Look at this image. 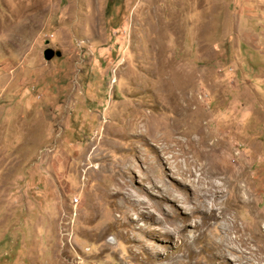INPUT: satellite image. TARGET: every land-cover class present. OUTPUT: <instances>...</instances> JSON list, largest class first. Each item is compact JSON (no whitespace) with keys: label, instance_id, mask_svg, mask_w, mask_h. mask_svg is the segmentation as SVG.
<instances>
[{"label":"rangeland","instance_id":"1","mask_svg":"<svg viewBox=\"0 0 264 264\" xmlns=\"http://www.w3.org/2000/svg\"><path fill=\"white\" fill-rule=\"evenodd\" d=\"M0 264H264V0H0Z\"/></svg>","mask_w":264,"mask_h":264},{"label":"bare ground","instance_id":"2","mask_svg":"<svg viewBox=\"0 0 264 264\" xmlns=\"http://www.w3.org/2000/svg\"><path fill=\"white\" fill-rule=\"evenodd\" d=\"M178 115V114H177ZM142 135V134H141ZM176 138V137H175ZM186 139V138H185ZM176 144H179V143H176ZM180 144H183V142L181 143L180 142ZM171 147V146H170ZM187 168H183V170L181 171L182 173H184V172H186L187 170H186ZM186 179H183L182 180V184H186V181H185ZM116 191V190H115ZM165 192H166V190H164ZM114 193V192H113ZM120 193V192H119ZM129 194V193H128ZM172 197L175 199V198H177V200L181 203V204H185V202L187 201L186 199H184V198H181V197H179L178 195H175V194H172ZM201 197V196H200ZM165 198V197H164ZM137 202V201H136ZM135 203V202H134ZM216 218V217H215ZM230 226V225H229ZM231 226L232 227H237L238 225L237 224H231ZM226 227H228V226H226ZM226 240H227V242H229V241H234V239L233 238H226ZM221 245H223V243H221L220 242V249L218 248V251L216 252L219 256H221V257H223V258H225V254L228 252V250H230L231 249V247L229 246V245H226V243H225V247L223 246V247H221ZM215 255V254H214Z\"/></svg>","mask_w":264,"mask_h":264},{"label":"water","instance_id":"3","mask_svg":"<svg viewBox=\"0 0 264 264\" xmlns=\"http://www.w3.org/2000/svg\"><path fill=\"white\" fill-rule=\"evenodd\" d=\"M61 52L59 50L54 51L52 48H45L44 52H43V56L45 59L49 60L51 59L53 56H60Z\"/></svg>","mask_w":264,"mask_h":264}]
</instances>
